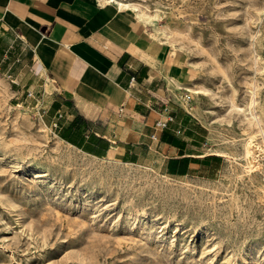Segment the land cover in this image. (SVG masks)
<instances>
[{
  "label": "rangeland",
  "instance_id": "rangeland-1",
  "mask_svg": "<svg viewBox=\"0 0 264 264\" xmlns=\"http://www.w3.org/2000/svg\"><path fill=\"white\" fill-rule=\"evenodd\" d=\"M122 1L158 11L144 34L181 70L173 100L222 173L88 156L0 71V264H264V0Z\"/></svg>",
  "mask_w": 264,
  "mask_h": 264
},
{
  "label": "crops",
  "instance_id": "crops-1",
  "mask_svg": "<svg viewBox=\"0 0 264 264\" xmlns=\"http://www.w3.org/2000/svg\"><path fill=\"white\" fill-rule=\"evenodd\" d=\"M0 71L34 94L27 101L60 141L88 156L174 180L222 173L225 158L205 151L204 126L173 100L181 70L148 44L131 8L110 0H0ZM165 105L174 121L154 140Z\"/></svg>",
  "mask_w": 264,
  "mask_h": 264
},
{
  "label": "bare ground",
  "instance_id": "bare-ground-1",
  "mask_svg": "<svg viewBox=\"0 0 264 264\" xmlns=\"http://www.w3.org/2000/svg\"><path fill=\"white\" fill-rule=\"evenodd\" d=\"M110 1L116 2V4L120 6V8H131L135 10L140 20L143 22H149L151 24H155L156 21H158V18H159L158 11H156L155 14L154 13L149 14L148 12L143 10L140 5H135L134 3H128L122 0H110ZM254 153H258L257 147L253 143H249V145L247 146V156H249V158L251 159ZM40 176L42 175H39V177Z\"/></svg>",
  "mask_w": 264,
  "mask_h": 264
},
{
  "label": "built area",
  "instance_id": "built-area-1",
  "mask_svg": "<svg viewBox=\"0 0 264 264\" xmlns=\"http://www.w3.org/2000/svg\"><path fill=\"white\" fill-rule=\"evenodd\" d=\"M28 97H33L31 92L28 93ZM162 115L164 116L163 120H159L155 123V133L152 135V139H157V133L165 131L169 124L174 121L173 111L168 105H165L162 108ZM54 128L57 127V123L53 125Z\"/></svg>",
  "mask_w": 264,
  "mask_h": 264
}]
</instances>
